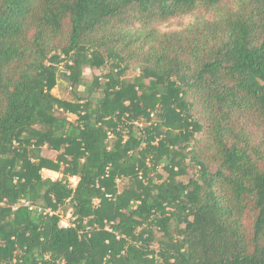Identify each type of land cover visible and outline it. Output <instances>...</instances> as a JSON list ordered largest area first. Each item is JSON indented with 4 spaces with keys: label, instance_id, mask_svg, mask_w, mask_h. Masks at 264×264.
<instances>
[{
    "label": "trees",
    "instance_id": "trees-1",
    "mask_svg": "<svg viewBox=\"0 0 264 264\" xmlns=\"http://www.w3.org/2000/svg\"><path fill=\"white\" fill-rule=\"evenodd\" d=\"M0 264H264V0H0Z\"/></svg>",
    "mask_w": 264,
    "mask_h": 264
},
{
    "label": "rangeland",
    "instance_id": "rangeland-1",
    "mask_svg": "<svg viewBox=\"0 0 264 264\" xmlns=\"http://www.w3.org/2000/svg\"><path fill=\"white\" fill-rule=\"evenodd\" d=\"M189 21H190L189 17H184V18H180V19L170 21L169 23L165 24L161 28L164 31H171V30H175V29L179 28V26L184 25V24L188 23ZM64 63L65 62H62L60 65V71L61 72L65 70V66H64L65 64ZM123 65H125V64H123ZM126 66H127L126 67L127 69L119 77V79H120L119 81L124 82V83L131 82L133 80V78L139 74V70H138V67H137L135 62L131 61V62L127 63ZM108 70H109V64L102 67L101 69H93L92 71H88L86 73L87 74L86 79L88 82H91L93 77H96V78H99V81H101L102 83L106 82L109 80V78L107 77V74L109 73ZM51 93L53 94V96H55L56 98H59V99H63V100H70L71 99L69 86L64 81H61V80L58 81L57 86L52 90ZM66 117L70 121H73L75 119V117L72 115H66ZM150 122H153L154 125H159V123L157 122V120H155V118H153ZM160 129L163 130L164 132L167 130V128L163 125H161ZM163 137H164V134L162 133L159 138H156L155 143H157ZM40 155H41V157L47 159L48 161H51L53 163H57L56 157L58 155V152L50 150L47 146L42 147ZM154 166H156L155 171H152V173H150V175H149L150 182H151V184L161 185V183L164 182V180H166V178L170 175V173L168 170L165 169V167H166L165 162L155 164ZM60 170H62V168ZM41 175L43 178H51V179H59L62 177L61 171L56 172V171L47 170V169H43L41 171ZM186 176H188V177L193 176V171H191V170L186 171ZM186 176L179 177V178H177V180L183 182L186 180V178H185ZM69 181L73 185L76 184L75 178H71ZM117 183H118V190L121 191L125 185V182L117 181ZM166 209L170 210L169 207H167ZM61 221H62L60 223L61 226H66L68 223V216H62ZM174 227H175V223L171 222L170 230L173 231ZM154 235L156 236L157 239H160L162 236V233L159 230H155Z\"/></svg>",
    "mask_w": 264,
    "mask_h": 264
},
{
    "label": "built area",
    "instance_id": "built-area-1",
    "mask_svg": "<svg viewBox=\"0 0 264 264\" xmlns=\"http://www.w3.org/2000/svg\"><path fill=\"white\" fill-rule=\"evenodd\" d=\"M62 72H64V71H62ZM64 73H65V72H64ZM24 205H25V206H28V204H27V203H24Z\"/></svg>",
    "mask_w": 264,
    "mask_h": 264
}]
</instances>
